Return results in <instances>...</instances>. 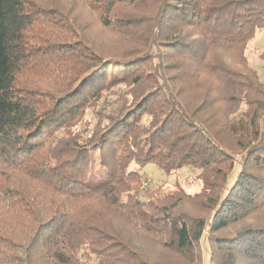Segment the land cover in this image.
Listing matches in <instances>:
<instances>
[{
    "label": "trees",
    "instance_id": "trees-1",
    "mask_svg": "<svg viewBox=\"0 0 264 264\" xmlns=\"http://www.w3.org/2000/svg\"><path fill=\"white\" fill-rule=\"evenodd\" d=\"M261 30L264 0H0V264H264Z\"/></svg>",
    "mask_w": 264,
    "mask_h": 264
},
{
    "label": "rangeland",
    "instance_id": "rangeland-1",
    "mask_svg": "<svg viewBox=\"0 0 264 264\" xmlns=\"http://www.w3.org/2000/svg\"><path fill=\"white\" fill-rule=\"evenodd\" d=\"M264 53V30L257 32L256 36L249 42L246 55L250 65L257 71L261 80H264V62L262 54ZM94 158L98 160V153H94ZM143 172L146 174L147 181L142 186L155 187L165 182L169 187L175 183L182 185L188 193H196L201 189V181L197 178V171L185 167L170 175H166L154 165H148ZM203 264H210L207 257H204Z\"/></svg>",
    "mask_w": 264,
    "mask_h": 264
}]
</instances>
